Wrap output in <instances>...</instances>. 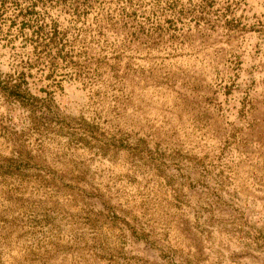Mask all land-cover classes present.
<instances>
[{
    "label": "rangeland",
    "instance_id": "374dc122",
    "mask_svg": "<svg viewBox=\"0 0 264 264\" xmlns=\"http://www.w3.org/2000/svg\"><path fill=\"white\" fill-rule=\"evenodd\" d=\"M0 264H264V0H0Z\"/></svg>",
    "mask_w": 264,
    "mask_h": 264
}]
</instances>
